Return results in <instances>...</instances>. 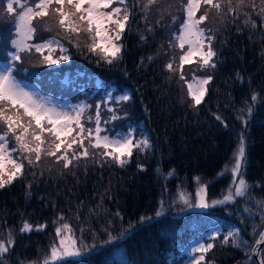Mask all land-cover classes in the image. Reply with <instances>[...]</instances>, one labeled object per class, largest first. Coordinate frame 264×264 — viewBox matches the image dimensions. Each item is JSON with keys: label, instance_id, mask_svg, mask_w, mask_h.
<instances>
[{"label": "trees", "instance_id": "1", "mask_svg": "<svg viewBox=\"0 0 264 264\" xmlns=\"http://www.w3.org/2000/svg\"><path fill=\"white\" fill-rule=\"evenodd\" d=\"M189 1L181 2L179 19L168 33L176 64L183 67L171 71L161 0L103 5L105 41L85 7L88 14L80 16L94 28L99 54L69 48L64 39L65 51L56 33L36 26V36L49 42L42 55L60 63L66 52L65 62L52 72H36L20 67L21 57L15 60L16 76L38 81L45 92L72 97L85 108L74 131L56 140L55 148L34 147L28 153L13 145V161L0 167V240L12 242L0 264L41 257L63 229L96 249L61 264H182L200 235L213 252L207 264H239L252 256L256 227L264 221V17L247 0H200L202 49L189 61L182 57L179 38ZM5 6L10 19L0 23V42L7 46L17 16ZM51 36L56 38L50 42ZM122 130L132 137L127 149L101 142ZM239 141L247 187L234 201L209 211L175 208L141 221L156 214L160 196L173 198L179 186L193 191L197 175L209 179L210 192L223 193L232 178L223 170ZM165 188L169 194L164 195ZM27 224L43 228L23 231ZM215 225L221 231L207 235Z\"/></svg>", "mask_w": 264, "mask_h": 264}, {"label": "rangeland", "instance_id": "2", "mask_svg": "<svg viewBox=\"0 0 264 264\" xmlns=\"http://www.w3.org/2000/svg\"><path fill=\"white\" fill-rule=\"evenodd\" d=\"M4 1L7 3L4 4L0 0V23L7 22L10 19V15L5 13L4 8L7 10L5 5L9 8L8 13L17 16L15 18L17 20L13 22L15 24V30L12 31L13 36L10 39V45L6 44L7 46H5L3 41L0 42V59L2 60L0 61V167L13 161L9 153V151H12L11 148L13 145H19L21 148L26 149L27 152L34 147L40 148L42 150L41 152H45L46 150L50 151L51 147L55 148L56 140H64L68 134L74 131L76 127L75 123L81 119L79 117H81L85 108L84 103L74 101L72 97L45 92L40 87L38 81H30L16 76L15 70L17 66H15V60L21 57L23 58V66L20 65V67H32L35 68L36 72L41 70L43 72H52L57 66L65 62V58L63 57H65L66 52H62L63 57L59 59L60 63H50L42 55L44 45L49 44V42L42 43L43 39L36 36L38 34L36 26L38 25L37 27L40 30H47L48 32H46L48 34H50V31L56 33L60 37L61 47L65 51L69 43V48L73 49L75 47L78 51H85L86 54L90 52H97L99 54L100 49L95 41L97 35L94 32V28L91 29V24L85 23L80 14H83V12L84 14H88L87 10H85V7H88L90 14L93 16L92 18L99 23L102 40H108V38H105L104 33L107 30H104L103 26L104 22H106L105 17L108 12L102 9V7L103 5L111 3V0H52V2L50 0ZM161 1V11L164 13L163 20L166 21L164 24L166 30L162 27L163 38L164 40L167 39L168 45L165 49H167L168 58L171 61V65L167 66L170 71L173 70L172 68L174 70L181 69L183 67L176 64L177 62L173 55L174 50L170 47L168 33L170 32L171 34L173 32L174 23L179 19L180 4L183 0ZM199 2L200 0H190L187 4L185 3L188 5L186 12L187 19L182 25L179 37L185 48L182 57L189 61L194 58L196 52H200L202 49L200 41H202L201 39L204 33L202 28L198 26V17L196 15L200 6ZM247 2H253L255 4L254 7L257 8V12L262 13V17H264V0H247ZM51 3L54 5H51ZM77 3H79V7H82L80 10L72 7V5L76 6ZM46 5L51 7L52 14L47 11ZM153 14H155V11L151 12V15ZM40 30L39 36L41 34ZM108 35L110 36V34ZM50 38L49 40L51 42L56 37L51 36ZM64 39L68 43H65ZM72 43L73 46H71ZM36 44L39 45V51L33 50ZM8 47V54H6L4 49ZM7 57L8 59L5 60ZM71 60L73 58L70 53V63ZM5 102L9 105L7 106ZM9 106L14 107L10 108ZM25 116L28 117L26 118ZM28 118L30 120H37V124L32 126ZM44 121L47 122V125ZM43 129L45 131L49 129V131L51 130L50 132L53 131L54 133L50 136ZM131 138L129 133L122 130L113 135L109 133V137H103L101 142L113 145L117 149H127ZM48 143H50V147L47 146ZM243 150L244 143L239 141V146L234 151L232 160L223 170V174H230L232 176L229 185L223 193L220 191L216 193L215 191L210 192L208 187L209 179L207 180L203 175H197L193 191L184 190L183 187L179 186L173 198L169 199V196L166 195L169 194V190L165 188L164 195L166 196L159 197L160 202L158 208L155 210L156 214L145 216L141 221L153 220L156 216L164 215L175 208L179 209L180 213H187L190 210L209 211L216 206L225 205L226 203L234 201L247 187L246 177L242 173L244 167ZM263 226L264 221L257 225L256 232L254 233L256 236H254L253 246L264 230ZM41 228L43 227H33L27 224L23 227V231L38 230ZM220 229L221 225H215L207 235L217 234L221 231ZM58 237L46 254H42L40 255L41 257L25 262L24 264H61V262L71 258L87 256L96 249L94 243L85 242L83 239L79 241L73 235L71 229L60 230ZM109 240L110 242H114L115 237L113 236ZM213 241L212 246L217 249L219 241L216 237L213 238ZM11 244V241L3 242L0 240L1 257L8 251ZM205 247L204 236L200 235L196 237L193 243L187 248L186 253L188 256L182 264L210 263L212 261L210 255H213V252L211 248ZM262 260L264 261V252ZM239 264L255 263L250 254Z\"/></svg>", "mask_w": 264, "mask_h": 264}, {"label": "water", "instance_id": "3", "mask_svg": "<svg viewBox=\"0 0 264 264\" xmlns=\"http://www.w3.org/2000/svg\"><path fill=\"white\" fill-rule=\"evenodd\" d=\"M264 247V230L262 231L261 235L258 237L256 241L253 251H252V258L256 262V264H264L262 261V249Z\"/></svg>", "mask_w": 264, "mask_h": 264}]
</instances>
